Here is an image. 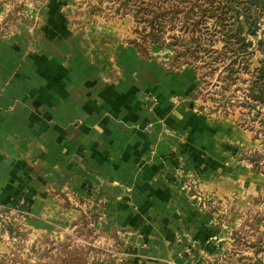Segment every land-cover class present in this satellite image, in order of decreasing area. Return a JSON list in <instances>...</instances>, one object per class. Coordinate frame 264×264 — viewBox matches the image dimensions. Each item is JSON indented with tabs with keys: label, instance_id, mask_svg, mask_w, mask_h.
<instances>
[{
	"label": "crops",
	"instance_id": "0c3cea01",
	"mask_svg": "<svg viewBox=\"0 0 264 264\" xmlns=\"http://www.w3.org/2000/svg\"><path fill=\"white\" fill-rule=\"evenodd\" d=\"M66 11L45 0L0 35V203L26 208L32 226L52 219L57 233L71 219L69 187L102 203L96 226L116 237L117 264H221V214L200 211L193 192L221 205L259 200L264 170L243 162L251 136L236 116L201 111L198 69L170 66L168 48L145 56L108 28L93 38L98 27L77 29ZM253 50L252 68L262 58ZM75 164L99 174L67 175Z\"/></svg>",
	"mask_w": 264,
	"mask_h": 264
},
{
	"label": "rangeland",
	"instance_id": "374dc122",
	"mask_svg": "<svg viewBox=\"0 0 264 264\" xmlns=\"http://www.w3.org/2000/svg\"><path fill=\"white\" fill-rule=\"evenodd\" d=\"M166 1L128 0V3L123 5L121 0H59L62 7L67 10L69 20L77 29H83L86 24L98 27L97 36L93 35V38L100 37L108 28L110 33L118 34L121 37V43L135 45L146 54L145 56H151L154 52L160 56L162 53L158 52L159 48L161 50L168 48L171 52V59L168 61L170 66L191 64L196 67L201 80L200 101L206 109L204 110V107L200 105L201 111L210 118L211 116L213 118L227 117L228 115L236 116L239 126L251 136L254 144V150L243 155V162L255 171H263L264 109H255L249 112L247 108L241 105V97L246 88L245 79L248 75L245 72L241 73L240 80L229 84V90L221 94L219 86L224 83L223 77L228 60L213 57L212 60L216 61L210 65L208 60L211 55L209 57L207 53L204 55L205 58L200 57L197 62L191 55H186V52H183L184 54L179 53L182 58L181 56L179 58L174 57L170 41H173L176 36L188 38L191 33H195L192 30V20L193 18L199 19V16L195 13L186 14L194 6L196 0H186L184 4L181 3L185 0H168V5H166ZM208 1L198 0L201 10L208 8ZM43 2L45 0H0V6L4 10L7 9L0 21V35H7V31L9 33L16 31L22 21L32 17L29 13L35 6ZM160 3L163 5L157 6ZM176 5L180 9L177 15L170 19V13L177 10ZM95 6L97 9L92 10ZM231 7L237 10L234 4H231ZM157 10L162 12L161 18L164 21L160 38L154 43L144 41L146 45H142V37H149L148 28L150 25L147 24V17ZM134 13L138 17L143 16V18L137 21ZM155 15L157 14L155 13ZM230 17L231 15L227 14L225 19ZM201 18L202 20L197 25L198 28L199 26L202 28L208 26L209 29H214V21L211 18ZM236 20L243 22L240 14L232 16V21L235 22ZM215 30L219 32L217 28ZM95 40L97 41V39ZM155 47L158 48L157 51ZM177 49L182 50V45L178 44ZM199 53H202V50ZM161 56L165 58L164 54ZM252 64L253 61L248 62L251 68ZM252 152L259 154L257 157L250 156L256 160L257 166L252 165L248 159V154L250 155ZM67 162L69 161L67 160ZM76 165L78 166V164H75V169L69 168L67 170V175L74 174L80 179L88 181L89 178L95 179V176L99 174L90 169L77 168ZM66 181L69 182V179ZM73 191L69 187L63 188L61 191L62 208H64V212L66 209H71L72 214H70V221H67L69 215L66 216V219H63L64 216H62L61 223H58L59 230L57 229V233L49 229L53 226L52 219V221H46L42 225L43 227L32 226L26 222L28 213L26 208L6 205L13 212L10 215L11 221L7 232L12 229L13 234L10 235L8 232L9 235L3 239L7 242V250L0 251V264H117L120 262L119 243L115 239L116 237L110 239L103 236L102 227L96 226L97 219L101 217L103 212L102 203L99 201L89 204V200H91L89 197H86L84 193ZM193 197L198 202L200 211L205 206L212 204L216 208L214 209L215 212L221 214L222 220H219V227L226 231L225 236L230 247L221 254V257L216 258V261L221 264H259L261 262L264 264V195L254 202L244 200V202L237 204L235 203V196L231 195L230 197L233 198L228 203L226 202V205L214 203L216 202L215 199L200 190H195ZM209 261L213 262L210 258Z\"/></svg>",
	"mask_w": 264,
	"mask_h": 264
},
{
	"label": "trees",
	"instance_id": "16d2710c",
	"mask_svg": "<svg viewBox=\"0 0 264 264\" xmlns=\"http://www.w3.org/2000/svg\"><path fill=\"white\" fill-rule=\"evenodd\" d=\"M167 1L166 5H168ZM121 3L125 5L128 3V0H121ZM184 3H186V0L181 4ZM231 4H234L237 10H234ZM162 5L163 3L157 4L159 7ZM193 5L194 6H192L186 14L195 13L199 16V19L193 18L192 20V30L195 31V33H191V36L188 38L176 36L173 41H170L173 47L174 57L176 56L179 58L181 56L182 58V55L179 53L184 54L186 52V55H191L197 62L200 57L205 58L204 55L207 53L209 57L211 55L208 60L210 65L216 61L212 60L213 57L228 60V64L225 66V75L223 77L224 83L219 86L221 94L229 90V84L240 80L241 73L245 72L248 77L245 79L246 88L243 91L244 95L241 97L242 107L247 108L249 112L255 109H264V41L259 40L257 42V49L262 53L259 65L251 68L248 62L254 50L250 48L251 43L246 41L244 35L245 32H254L260 12L264 8V0H209L207 3L208 8L206 7L202 10L198 0H196ZM93 9H97L96 6L93 7L92 10ZM176 9L177 10L170 13V19H173L177 15L180 9L178 5H176ZM158 10L152 12L150 16L147 17V24L150 25V28H148L149 37H142V45H146L144 41L154 43L160 38L164 21L161 18L162 12ZM148 11L150 12V10ZM155 13L157 15H155ZM227 14L231 15L229 19H225ZM234 14H240L243 18V22L239 20L233 22L232 16ZM133 15L137 21L143 18V16L138 17L136 13ZM201 17H206V19L211 18L214 21V29L211 30L208 26H205V28L199 26L198 28L197 25H199L198 23L202 20ZM216 28L219 32L215 30ZM178 44L182 45V50L177 49ZM200 50H202V53H199ZM139 51L143 53L142 50L139 49ZM222 97H225V95H222ZM258 155L257 152H252L250 155L248 154V159L254 166H257V162L250 158V156L257 157ZM8 232H10V235L13 234L12 229H9ZM259 264H263V262Z\"/></svg>",
	"mask_w": 264,
	"mask_h": 264
},
{
	"label": "built area",
	"instance_id": "2783aa9c",
	"mask_svg": "<svg viewBox=\"0 0 264 264\" xmlns=\"http://www.w3.org/2000/svg\"><path fill=\"white\" fill-rule=\"evenodd\" d=\"M244 35L246 41L251 43L250 48L252 49L257 48V42L259 40L264 41V8L260 12L254 32H246ZM12 213L13 212L9 207L0 203V238L7 231V227L11 221L10 215Z\"/></svg>",
	"mask_w": 264,
	"mask_h": 264
}]
</instances>
